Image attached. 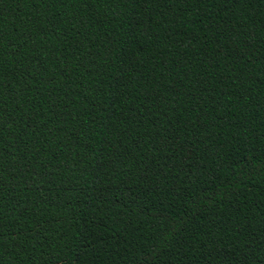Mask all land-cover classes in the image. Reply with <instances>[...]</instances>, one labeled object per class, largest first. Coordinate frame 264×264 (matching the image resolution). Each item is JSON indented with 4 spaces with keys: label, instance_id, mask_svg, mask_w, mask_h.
Returning <instances> with one entry per match:
<instances>
[{
    "label": "trees",
    "instance_id": "obj_1",
    "mask_svg": "<svg viewBox=\"0 0 264 264\" xmlns=\"http://www.w3.org/2000/svg\"><path fill=\"white\" fill-rule=\"evenodd\" d=\"M0 264H264V0H0Z\"/></svg>",
    "mask_w": 264,
    "mask_h": 264
}]
</instances>
